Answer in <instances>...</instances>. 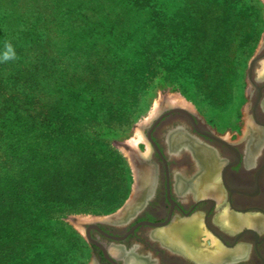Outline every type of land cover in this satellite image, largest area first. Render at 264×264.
Instances as JSON below:
<instances>
[{"label": "rangeland", "instance_id": "374dc122", "mask_svg": "<svg viewBox=\"0 0 264 264\" xmlns=\"http://www.w3.org/2000/svg\"><path fill=\"white\" fill-rule=\"evenodd\" d=\"M77 3L79 6L75 7ZM242 3L241 13L235 12L239 16L233 20L229 18V26L233 28L228 35L219 10L213 9L209 14L211 20H208L212 24L209 22V29L204 28L201 51L225 39L230 47H214L218 60L211 64L212 75L199 80L193 75L203 70L206 72L209 67L204 69L195 64L196 68L190 67L188 73L181 68L176 70L183 76L175 74L174 69L160 63V55H156L159 43H165L170 37L168 32L151 30L147 33L135 28L132 22L136 18L125 15L124 8L112 0H0V31L7 40L24 36L21 34L29 31L28 28L36 30L35 33L29 31L31 42L23 49L24 65L43 59L45 67L56 72L51 79H44L47 82H53L54 78L57 82L63 79L62 82L71 83L74 91L71 100L82 88L94 92L104 90L102 100L117 101L115 106L119 110L115 113L121 114L120 125L108 126L95 121L81 127L85 135L79 144L60 141L52 148L57 163L52 165L53 172L43 171L38 175L39 195H53L60 200V195L65 194L70 198H82H79L80 202H71V207L65 208L57 203L37 208L36 220L39 221L32 223L28 218H32L36 210L25 211L8 198L5 200L7 205H3L0 198V264L88 263L89 247L80 223L119 212L129 204L136 180L139 187L145 183L143 167L148 168V164L139 163L140 170L136 173L133 160L137 159L139 152H147L149 145L143 134L141 140L137 138L136 128L149 117L156 103H162L168 97L178 103L182 101L211 129L228 136L239 122L243 123L244 116L246 126L249 124L250 117L244 115L252 86L247 78V68L264 40V0H242ZM104 19L105 26H109L107 21L116 22L111 29L115 33L111 31L113 33L108 35L100 26ZM81 26H90L94 32L70 47L74 35L76 38L82 36L79 32ZM116 41L120 46L115 45ZM145 57L154 63L144 69L134 68L145 66L142 61ZM259 68L261 62L255 68L258 76ZM82 95L84 97L85 93ZM47 97L43 95L40 99L46 100ZM84 114L79 112L86 121ZM79 125L82 126V121ZM95 140L102 145H96ZM132 141H136V145ZM81 168L86 171L78 172ZM62 181H67L66 186ZM113 196L122 198L115 206L117 208H111L115 205L111 204ZM224 213L225 210L219 214L222 222L232 217ZM19 215L25 217V221L18 219ZM43 219L56 223H42ZM216 244L213 240V245H203L215 247ZM29 250L45 254L41 253V259H35L28 255Z\"/></svg>", "mask_w": 264, "mask_h": 264}, {"label": "flooded vegetation", "instance_id": "af4514ba", "mask_svg": "<svg viewBox=\"0 0 264 264\" xmlns=\"http://www.w3.org/2000/svg\"><path fill=\"white\" fill-rule=\"evenodd\" d=\"M251 91L255 93L253 86L244 114L250 117L249 124L244 116L229 136L211 129L194 110L162 113L150 129L154 146L145 160L148 184L139 187L136 182L132 209L112 219L87 221L91 238L86 239L87 264H264V225L252 223L253 215L264 219V138L251 163L247 149L252 127L260 128L264 136V87L257 108ZM173 140L184 143L171 148ZM198 148L206 158L201 159ZM220 185L224 196L218 201L210 192ZM223 210L237 217L239 227L226 225L232 217L221 221ZM212 239L215 247L203 245H213ZM193 247L216 250L213 254Z\"/></svg>", "mask_w": 264, "mask_h": 264}, {"label": "trees", "instance_id": "16d2710c", "mask_svg": "<svg viewBox=\"0 0 264 264\" xmlns=\"http://www.w3.org/2000/svg\"><path fill=\"white\" fill-rule=\"evenodd\" d=\"M112 1L124 8L125 15L130 14L132 19L136 18L132 22L135 28L143 29L147 33L151 30L159 33L168 32L170 37L165 43H159V48H156L158 51L156 55H160V63L170 65L175 74L183 76L176 70L181 68L187 72L190 67L196 68L195 64L204 69L209 67L206 72L203 70L193 75L199 80L208 79L212 75L213 66L211 64L218 60L214 47L221 48L224 46L228 49L230 47V43L224 37V41H216L211 46L212 48L201 51V47L204 46L201 36L205 32V27L209 29L208 23L210 21L208 19L211 20L209 14H212L213 9L219 10V16L225 20L227 27L222 28V30H227V33L233 28L229 26V18L232 20L234 17L237 18L239 15L236 14L241 13L244 8L242 0ZM77 6H79L78 3L75 7ZM207 16L208 18L205 20ZM220 18L217 17V20H222ZM105 22L106 19L100 21V26H103L102 28L106 33L108 35L115 33L111 29L114 28L113 25L116 22L107 21L110 27L105 26ZM210 23L212 24V22ZM215 27L216 23L213 24V28ZM28 29L33 33L36 32L32 28ZM197 29L202 30L199 32ZM79 30L82 36L76 38L74 35V41L70 47L78 44L82 38L89 37L94 32L90 26L87 28L81 26ZM29 31L26 30V33L21 34L24 36L18 39L15 37L13 40H7L4 33L0 31V57L6 51L5 45L7 44H11L15 52L14 59L6 61L0 59V97L2 99L0 101V198L3 200V205H7L5 200L8 198L12 204L19 205L25 211L36 210L32 218L29 217L28 219L32 223L34 221L37 223L39 221L36 220L38 219V217L36 218L37 212H39L37 208L51 207L55 203L65 208L71 207V202H80V197L70 198L65 194L60 195V200L53 195L41 196L38 194L37 179L39 173L43 171L53 172L54 166L52 165L57 164L54 162L56 153L52 148L60 141L63 143H81L85 135L81 127L92 122L99 121L108 126L120 125L118 119L121 114L115 113L119 110L115 106L117 101L112 103L102 100L104 93H106L104 90L94 92L82 88L75 94V99L71 100L74 93L71 89V83L62 82L63 79L61 82H57L55 78L53 82L51 80L47 82L48 80L44 79L46 77L51 79V76L54 77L53 74L56 72L54 69L50 70V67L46 68L43 59L38 58L37 61L24 65L22 62L23 49L26 44L31 42ZM111 31L113 32L111 33ZM115 45L120 46V42L116 41ZM221 60L226 61V59ZM142 61H145V66L133 67L138 69L143 67L142 69H144V67H149L154 63L149 57H145ZM6 72L8 75H5ZM83 93H85L84 97H82ZM43 95L48 96L46 100L40 99ZM81 111L82 114L86 113V121L79 116ZM111 117H117V119L112 118L111 120ZM81 121L82 126L79 125ZM94 142L98 146L102 145L98 140ZM44 164L47 165L44 167ZM80 171L86 170L81 168L78 172ZM62 184L66 186L67 181H62ZM120 197L113 196L111 198L113 199L111 204H115L111 208H117L115 206L122 199ZM91 201L88 200V202ZM26 215L31 216V214ZM19 217L18 219L25 221V217L22 215ZM41 222L56 223L46 219ZM41 253L45 254L44 252ZM41 253L39 254L35 250L28 251V255L31 258L35 257V259L37 257L41 259ZM14 257L17 258L16 254ZM21 260L23 259L21 258ZM71 264L73 263L71 262Z\"/></svg>", "mask_w": 264, "mask_h": 264}, {"label": "bare ground", "instance_id": "6f19581e", "mask_svg": "<svg viewBox=\"0 0 264 264\" xmlns=\"http://www.w3.org/2000/svg\"><path fill=\"white\" fill-rule=\"evenodd\" d=\"M261 68H259V70H258V72H259V75L260 76H258L259 78H261V75L262 74H264V59H262L261 61ZM264 87V86H263ZM263 87H262V94H263ZM262 96V95H261ZM261 99V98H260ZM260 101V100H259ZM258 104H259V102H258ZM164 105H166V106H170V107H173V106H179V107H183V108H189V109H191V107L189 106V105H187V104H185L184 102H182V101H180L179 103H178V101H175V100H173L172 98H170V97H168V99H166V101H164V102H162V103H156L155 104V107L153 108V110H152V112H151V114L149 115V117L147 118V119H145L144 121H142L140 124H139V126L136 128V133H137V138L139 139V140H141L143 137H142V131H141V127L144 125V124H146V123H148L149 122V120H151L152 118H153V116H155V114L159 111V109H161ZM192 110V109H191ZM249 119V118H248ZM250 120V119H249ZM264 138V136H263V132L261 131V129L260 128H255V127H252V133H251V137L248 139V142H247V149H248V157H249V162L251 163V161H253L254 160V153H255V149L257 148L258 149V147L260 146V142H261V139H263ZM183 140H181L180 142L179 141H172L171 142V148H177L179 145H182L184 142H182ZM188 142V141H187ZM136 141H132V144H134V145H136ZM190 143V142H189ZM184 148V152H185V155H187V157H189V150H188V148L186 147V146H184L183 147ZM201 148V147H200ZM183 152V153H184ZM197 154H199V156L201 157V159H203V158H206V154H205V152L204 151H200V149L198 148V150H197ZM145 156H147V155H145ZM191 158H193V157H191ZM132 159V158H131ZM253 159V160H252ZM139 160V159H138ZM134 161V160H133ZM189 161H191V159H189ZM196 161V160H195ZM248 161V160H247ZM139 163H141V164H147V162L144 160V159H140L139 160ZM195 163V162H194ZM197 163V162H196ZM133 164H134V162H133ZM192 164V163H191ZM190 164V165H191ZM149 166V165H148ZM189 168V167H188ZM218 168V167H217ZM143 171H144V173H145V176L146 175H148V173H149V169L148 168H146V167H143ZM212 167H211V171H212ZM138 172V171H137ZM143 173V174H144ZM142 174V175H143ZM142 175H141V178H142ZM139 176V178H140V174L138 175ZM211 176V175H210ZM207 178H210V177H208V176H206ZM218 179V177L216 178V181H218L217 180ZM148 180V179H147ZM149 180H151L150 178H149ZM207 180V179H206ZM205 180V181H206ZM204 181V182H205ZM150 182V181H149ZM207 182V181H206ZM208 182H209V180H208ZM207 182V183H208ZM215 182V181H214ZM145 183H147V181L145 182ZM148 184V183H147ZM201 184V183H200ZM199 184V185H200ZM205 184V183H204ZM214 184V183H213ZM144 186V185H143ZM142 186V187H143ZM215 186V185H214ZM213 186V187H214ZM209 187V186H208ZM217 187V186H216ZM142 189V188H141ZM148 189V188H147ZM211 189V188H210ZM209 189V190H210ZM139 190V189H138ZM199 190V189H198ZM202 190V188H200V191ZM203 191V190H202ZM208 191V190H207ZM207 191H205V192H207ZM197 193V192H196ZM199 193H201V192H199ZM144 194V192L140 195V196H142ZM210 194L211 195H213V196H215L216 198H217V200L218 201H221L222 200V198H223V196H224V191L222 190V188H221V185H220V187H218L217 189H215V191H211L210 192ZM137 195H138V192H137ZM200 194H198V196H199ZM202 195V194H201ZM200 195V196H201ZM140 198V197H139ZM134 205V202H132L131 203V208L130 207H128L127 209H124V212L125 211H127V210H129V209H132V206ZM225 213H227L226 211H225ZM225 213H224V215H225ZM119 214V213H118ZM117 214V215H118ZM229 214V213H228ZM223 215V216H224ZM226 216V215H225ZM229 216V215H228ZM227 216V217H228ZM233 216V215H232ZM249 216V215H248ZM247 216V217H248ZM250 216H252V215H250ZM234 217V216H233ZM232 217V218H233ZM237 218V217H236ZM234 219L233 218V220H230V222L229 223H226V225H229V227H231L230 229H232V227H235V228H237V226L239 225V223H238V221H237V219ZM242 218H243V216H242ZM252 218H253V220H252V223H253V225L254 226H256V227H261V226H263L264 225V219H262L261 217H258V215H257V217H254V215L252 216ZM244 219V218H243ZM250 219V218H249ZM249 219H247V220H249ZM218 220V219H217ZM251 220V219H250ZM250 220L249 221H247L248 223L250 222ZM226 221H227V219H226ZM251 223V222H250ZM246 224V223H245ZM191 225V224H190ZM227 227V226H226ZM239 227V226H238ZM228 228V227H227ZM190 230V229H189ZM217 246H219V245H217ZM211 248V247H210ZM209 248V249H210ZM193 249H194V251H199V252H208V253H215V251L214 250H216V249H210V250H206V249H204V248H201V247H193ZM217 249H218V247H217ZM198 252V253H199ZM213 253V254H214ZM207 255V254H206ZM212 255V254H211ZM130 261L131 260H129V263H130Z\"/></svg>", "mask_w": 264, "mask_h": 264}, {"label": "water", "instance_id": "95a60500", "mask_svg": "<svg viewBox=\"0 0 264 264\" xmlns=\"http://www.w3.org/2000/svg\"><path fill=\"white\" fill-rule=\"evenodd\" d=\"M262 59H264V40L261 43V45L258 47L257 51L254 53L252 58L250 59L249 64H248V68H247V78H248L249 82L251 83V85L255 88V93L253 91L250 92L251 93V99H252V102H253L255 108L258 107V102H259L261 95H262V84L264 83V78L258 77V75L256 74V71H255V68ZM176 110L184 111V112H190L189 111L190 109H188V108H183V107H179V106L170 107V106L164 105L161 109H159V111L155 114V116H153V118L151 120H149L148 123L144 124L141 127L142 134H143L145 140L147 141L149 148H148L147 152L139 153V155H137V159L134 160V168H135L136 173H137V171L140 170L139 160L140 159L147 160L148 155H149L150 150H151V146L152 145L154 146V142L152 141L151 136H150V129L154 126V124L160 118L162 113H164L166 111L171 112V111H176ZM146 129H148L147 132H146ZM210 136L217 141L225 142V141H223V139H221L215 135H210ZM146 154H147V156H145ZM137 176H138V174H137ZM136 182L138 184V180H136ZM133 197H134V192L130 198L131 200H130L129 204L132 202ZM129 204H127L126 206H128ZM126 206H123V208H121V210L119 212L107 215L106 217L110 218V219L115 218L118 213H120L122 210H124L126 208ZM87 223L88 222H81L80 226L84 230V234H85L86 239L91 241V238H90L89 233H88V227L86 226Z\"/></svg>", "mask_w": 264, "mask_h": 264}, {"label": "clouds", "instance_id": "9594fccd", "mask_svg": "<svg viewBox=\"0 0 264 264\" xmlns=\"http://www.w3.org/2000/svg\"><path fill=\"white\" fill-rule=\"evenodd\" d=\"M6 51H4L2 57L0 59L3 60H11L15 58V52L11 44L5 45Z\"/></svg>", "mask_w": 264, "mask_h": 264}]
</instances>
